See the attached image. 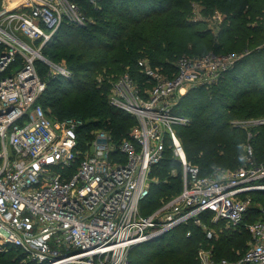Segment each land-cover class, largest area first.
Returning <instances> with one entry per match:
<instances>
[{
	"label": "built area",
	"instance_id": "1",
	"mask_svg": "<svg viewBox=\"0 0 264 264\" xmlns=\"http://www.w3.org/2000/svg\"><path fill=\"white\" fill-rule=\"evenodd\" d=\"M81 2L99 6V0L0 3V253L20 249L28 264H128L133 247L181 225L192 223L213 238L202 221L207 213L214 224L240 227L252 204L250 194L264 191V162L255 163L253 135L248 133L244 166L201 176L177 133L191 120L176 110L188 92L216 85L243 56L186 55L172 73L139 61L145 82L125 72L109 94L112 107L135 119L129 138L116 143L99 132L83 140L82 120H53L38 103L46 82L37 67L45 66L48 78L72 77L64 63L52 62L43 50L62 26L91 24ZM234 125L260 126L264 119ZM166 148L181 164L183 188L144 216L141 204L156 182L152 169ZM245 227L252 241L239 260H216L211 249H201L197 264H264V220Z\"/></svg>",
	"mask_w": 264,
	"mask_h": 264
},
{
	"label": "trees",
	"instance_id": "2",
	"mask_svg": "<svg viewBox=\"0 0 264 264\" xmlns=\"http://www.w3.org/2000/svg\"><path fill=\"white\" fill-rule=\"evenodd\" d=\"M98 5L94 8L81 2L91 24L86 28L62 26L43 50L45 57L64 62L72 72L70 79L48 78L45 66H37L46 82L38 103L51 119H80L84 122L81 138L89 140L93 131L100 130L119 143L129 138L136 122L109 103L118 76L128 72L142 84L146 79L138 66L141 60L172 73L175 62L186 55L247 51L216 85L193 89L181 99L176 113L191 121L177 128V133L188 162L199 168L201 176L244 166L249 132L255 163L264 162V125H234L264 119V48L258 49L264 43V0H99ZM194 5L201 7L205 19L216 13L224 17L217 31L205 20H192L196 18ZM151 178L156 182L141 204L144 216L182 191V167L171 149L166 148ZM250 195L252 204L237 229H226L223 221L212 223L207 213L202 221L213 238L192 223L181 225L133 247L128 264H197L201 249H211L216 260H239L252 241L245 224L264 220V208L256 204L264 205V191ZM25 256L22 250L10 248L0 253V264H28Z\"/></svg>",
	"mask_w": 264,
	"mask_h": 264
},
{
	"label": "rangeland",
	"instance_id": "3",
	"mask_svg": "<svg viewBox=\"0 0 264 264\" xmlns=\"http://www.w3.org/2000/svg\"><path fill=\"white\" fill-rule=\"evenodd\" d=\"M2 2V0H0V3ZM193 12H194V15L196 18H193L192 20L195 21V22H204V20H207L206 22L209 24L210 27L214 28L215 30H218V26L221 25V23L223 22V18L221 19V17H218L219 14L216 13L214 14L213 16H207L209 18H206L205 19V16L201 14V7H199L198 5H194V8H193ZM220 19V20H219ZM222 20V21H221ZM206 24V23H205ZM208 27V26H207ZM261 48H264V43H262V45H260V47H258V49H261ZM249 54V52H243V53H239L238 55H242L243 57L245 55ZM61 63H64V62H61ZM251 120V119H250ZM246 121H249V120H246ZM131 125L128 126V128H130ZM252 127H255V126H248V128H252ZM129 130V129H128ZM130 131V130H129ZM101 132L100 130H97V131H93L91 133V136H93L92 134H95V133H99ZM92 138V137H91ZM83 140H88L86 138H82ZM90 140V139H89ZM257 206L261 207V208H264V205L263 203H256ZM237 256H240V252L237 253ZM243 256V254H241V257Z\"/></svg>",
	"mask_w": 264,
	"mask_h": 264
},
{
	"label": "water",
	"instance_id": "4",
	"mask_svg": "<svg viewBox=\"0 0 264 264\" xmlns=\"http://www.w3.org/2000/svg\"><path fill=\"white\" fill-rule=\"evenodd\" d=\"M157 238H154V239H152V240H156Z\"/></svg>",
	"mask_w": 264,
	"mask_h": 264
}]
</instances>
